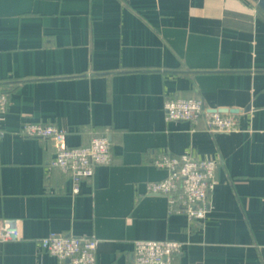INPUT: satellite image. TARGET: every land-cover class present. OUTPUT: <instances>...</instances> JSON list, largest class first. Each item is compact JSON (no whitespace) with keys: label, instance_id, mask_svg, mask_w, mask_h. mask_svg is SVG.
<instances>
[{"label":"crops","instance_id":"1","mask_svg":"<svg viewBox=\"0 0 264 264\" xmlns=\"http://www.w3.org/2000/svg\"><path fill=\"white\" fill-rule=\"evenodd\" d=\"M0 264H69L40 245L50 233L95 237L96 264H135L134 242L184 244L174 264H264V9L257 0H0ZM239 109L240 130L167 121V98ZM55 125L67 145L111 143L74 193L52 166L54 141L24 123ZM164 154L218 160L206 219L189 223L147 191Z\"/></svg>","mask_w":264,"mask_h":264},{"label":"built area","instance_id":"2","mask_svg":"<svg viewBox=\"0 0 264 264\" xmlns=\"http://www.w3.org/2000/svg\"><path fill=\"white\" fill-rule=\"evenodd\" d=\"M9 106L8 93L0 90L1 115ZM167 121H187L197 123L202 119L210 133H230L240 130L239 119L235 114L220 113L205 105L200 98H167L164 103ZM27 137L50 139L56 147V157L52 166L69 173L74 184V193L80 192V182L90 179L97 166L111 163V143L107 136L92 137L87 146L67 145V132L55 125L27 122L21 127ZM4 131L0 122V138ZM154 165L168 171L167 178L147 183V191L164 195L170 206L184 213L189 223L206 219L210 210L209 195L217 184L216 169L218 160L197 159L192 155L164 154L154 160ZM21 221L4 219L0 227V240L3 242L21 239ZM99 240L95 237H75L50 233L40 240V245L51 255L69 264H96ZM184 244L176 240H145L134 242L135 264H174L175 257L182 252Z\"/></svg>","mask_w":264,"mask_h":264},{"label":"water","instance_id":"3","mask_svg":"<svg viewBox=\"0 0 264 264\" xmlns=\"http://www.w3.org/2000/svg\"><path fill=\"white\" fill-rule=\"evenodd\" d=\"M257 1H258L259 5L264 9V0H257ZM217 111L220 113H230V114H237L240 112L239 109H219Z\"/></svg>","mask_w":264,"mask_h":264}]
</instances>
